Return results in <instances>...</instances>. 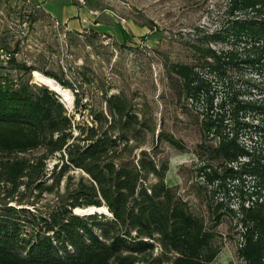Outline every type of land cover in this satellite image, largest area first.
<instances>
[{"label":"trees","instance_id":"obj_1","mask_svg":"<svg viewBox=\"0 0 264 264\" xmlns=\"http://www.w3.org/2000/svg\"><path fill=\"white\" fill-rule=\"evenodd\" d=\"M192 35L190 62L172 63L167 71L177 103L200 121L196 174L212 194L213 186L240 184L243 176L264 193V149L257 148L264 145V0H228L217 29L194 28ZM8 64L25 74L33 70L13 58ZM74 91L78 113L83 105ZM106 103L117 120L104 131L102 121L77 125L73 137L72 117L55 93L0 75V264H216V233L163 182L165 164L158 165L135 137L143 123L120 98ZM166 141L183 148L173 138ZM37 149L44 153L25 156ZM60 152L65 163L60 155V166L48 173L51 186H44L45 161ZM70 168L82 175L69 178L53 209L22 207L24 198L34 206L35 198L58 188ZM90 207L112 218L73 213ZM223 207L222 200L209 205L212 228L222 222ZM230 211L241 238L237 256L244 264H264V194Z\"/></svg>","mask_w":264,"mask_h":264},{"label":"rangeland","instance_id":"obj_2","mask_svg":"<svg viewBox=\"0 0 264 264\" xmlns=\"http://www.w3.org/2000/svg\"><path fill=\"white\" fill-rule=\"evenodd\" d=\"M71 1L87 10L90 23L110 27L109 32H66L33 0L24 3L0 0V49L11 52L16 62L33 69L25 74L7 64L1 66L0 75L16 83L29 80L33 89L44 87L52 91L34 77L33 72L37 71L71 93L77 90L83 108L77 113L73 104L71 112L66 110L74 122L73 137L78 134L77 125L98 126L100 123L94 121H102V131L107 129L117 119L109 116L106 101L110 97L124 101L126 110L143 123L142 127L138 125L141 131L135 136L143 141L142 149L153 156L158 165L166 166L165 185L186 204L192 215L202 219L205 227L216 233L214 243L218 246V253L214 262L244 264L237 256L241 238L237 233L236 217L230 209L234 211L240 202L248 204L261 197L263 190L255 187L252 178L243 176V183L227 182L225 187L213 186L215 193L212 194V186H207L197 176L195 149L201 141L200 121L196 113L177 103L171 87V78L175 83L174 76L167 71L172 63L190 62L192 52L186 43L193 39V29L203 32L217 29L228 0ZM200 35L202 33L198 37ZM246 75L244 79L251 77ZM59 81L69 86H62ZM249 133V130L242 132V137L246 138ZM110 134L116 135V131H110ZM128 137L133 141V134L129 133ZM166 138H173L183 148L171 146ZM257 145V148L264 149L263 144ZM43 153L44 149H37L25 156L34 159ZM138 153L134 152L136 156ZM60 155L64 156L62 152L56 153L45 161L47 176L43 179L44 186H51L53 178H47L48 173L55 164L60 166ZM80 175V170L70 168L58 188L43 192L35 198L34 206L29 205L32 198H24L22 207L35 208L42 213L53 209L57 194L64 191L69 178L74 182ZM221 200L224 203L219 210L223 214L222 222L212 228L209 205ZM83 214L88 213L79 216L94 213ZM96 214L98 218H112L109 211L108 214ZM159 252L157 247L155 254Z\"/></svg>","mask_w":264,"mask_h":264},{"label":"crops","instance_id":"obj_3","mask_svg":"<svg viewBox=\"0 0 264 264\" xmlns=\"http://www.w3.org/2000/svg\"><path fill=\"white\" fill-rule=\"evenodd\" d=\"M42 10L52 16L57 25L63 27L66 32H82L103 30L108 33L110 27H104L99 23H90L91 17L87 10L71 0H33Z\"/></svg>","mask_w":264,"mask_h":264},{"label":"bare ground","instance_id":"obj_4","mask_svg":"<svg viewBox=\"0 0 264 264\" xmlns=\"http://www.w3.org/2000/svg\"><path fill=\"white\" fill-rule=\"evenodd\" d=\"M33 75H34V77H35L36 79H38V80L44 82L46 85H48V86L51 88L52 91H54V92H58V93H60L61 95L67 96V98H68V105L71 106V96H70V93L68 92L67 89H63L62 87H60V85H58V83H57L55 80H53V79H51V78H49V77H47V76H44V75L40 74V73L37 72V71H34V72H33ZM43 85H44V84H43ZM88 211H90L89 213L94 212V211H97V212H100V213H104V212H106L104 209H100V210L98 211V210H97L96 208H94V207H90L88 210H82V209H77V210H75V212H76V213H79L80 215H81L82 213H88Z\"/></svg>","mask_w":264,"mask_h":264},{"label":"built area","instance_id":"obj_5","mask_svg":"<svg viewBox=\"0 0 264 264\" xmlns=\"http://www.w3.org/2000/svg\"><path fill=\"white\" fill-rule=\"evenodd\" d=\"M8 1H16V2H29L30 0H8ZM13 58V54L11 52L5 51L4 49H0V64L3 66H6L9 61ZM71 96V106L68 105V98L67 96L61 95L58 92H55L57 95L58 100L61 102L65 110L68 112H71L73 109V104H74V94L68 91ZM69 116V115H68Z\"/></svg>","mask_w":264,"mask_h":264},{"label":"water","instance_id":"obj_6","mask_svg":"<svg viewBox=\"0 0 264 264\" xmlns=\"http://www.w3.org/2000/svg\"><path fill=\"white\" fill-rule=\"evenodd\" d=\"M85 208H87V207H85ZM75 209H76V208H75ZM75 209L73 210V213H74L75 215H80L79 213H76V212H75ZM89 212H90V211H88V214H90ZM92 213H100V212L94 211V212H92ZM88 214H83V215H88ZM101 214H104V213H101Z\"/></svg>","mask_w":264,"mask_h":264}]
</instances>
